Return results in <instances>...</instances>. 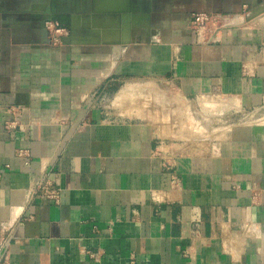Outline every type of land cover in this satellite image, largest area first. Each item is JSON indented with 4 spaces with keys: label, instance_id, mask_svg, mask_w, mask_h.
Returning a JSON list of instances; mask_svg holds the SVG:
<instances>
[{
    "label": "crops",
    "instance_id": "obj_1",
    "mask_svg": "<svg viewBox=\"0 0 264 264\" xmlns=\"http://www.w3.org/2000/svg\"><path fill=\"white\" fill-rule=\"evenodd\" d=\"M262 4L0 0V264H264V121L179 139L117 103L155 82L176 105L226 99L256 114L264 19L214 44L187 25ZM50 15L68 26L59 44Z\"/></svg>",
    "mask_w": 264,
    "mask_h": 264
},
{
    "label": "rangeland",
    "instance_id": "obj_2",
    "mask_svg": "<svg viewBox=\"0 0 264 264\" xmlns=\"http://www.w3.org/2000/svg\"><path fill=\"white\" fill-rule=\"evenodd\" d=\"M250 15L255 16L252 21L259 24L264 19V4L250 10L247 17ZM131 86L118 95L117 103L124 112L135 111L136 116L157 124L164 131L171 129L173 136L179 139H219L233 125L264 121V107L256 114L241 113L231 105L219 104L226 99L184 100L185 105L182 106L176 105L178 97L166 84L153 82ZM129 90H132V95L128 94Z\"/></svg>",
    "mask_w": 264,
    "mask_h": 264
},
{
    "label": "built area",
    "instance_id": "obj_3",
    "mask_svg": "<svg viewBox=\"0 0 264 264\" xmlns=\"http://www.w3.org/2000/svg\"><path fill=\"white\" fill-rule=\"evenodd\" d=\"M245 11L238 15H222L212 14L205 12L192 13L188 22V29L195 33L197 41L201 43H218L227 31L235 27L243 26L245 21ZM63 27V28H62ZM44 30L47 33L48 41L51 44H59L68 29L54 23L51 18L44 20ZM12 110V109H11ZM10 110V112H11ZM14 110V109H13ZM9 112V111H8ZM9 129H14L13 124L7 126ZM35 193L46 200L57 202L59 200V191L52 188L47 182L39 181L35 187ZM7 244L3 245L0 249V258H3L6 253Z\"/></svg>",
    "mask_w": 264,
    "mask_h": 264
},
{
    "label": "water",
    "instance_id": "obj_4",
    "mask_svg": "<svg viewBox=\"0 0 264 264\" xmlns=\"http://www.w3.org/2000/svg\"><path fill=\"white\" fill-rule=\"evenodd\" d=\"M46 18H51V20H52L54 23H57V24L59 25V27H60V26H64V28L68 29V26L66 25V22L64 21V18H63L62 16L50 15V16L45 17V19H46ZM254 18H255V16H253V15H250V16H248V17H247V15H246L245 21H246V22H249V21H252ZM45 19H44V20H45ZM44 20H43V28H44ZM62 28H63V27H62ZM44 31H45V30H44ZM45 35H46V37L48 38L46 31H45ZM47 42H49L48 39H47Z\"/></svg>",
    "mask_w": 264,
    "mask_h": 264
},
{
    "label": "flooded vegetation",
    "instance_id": "obj_5",
    "mask_svg": "<svg viewBox=\"0 0 264 264\" xmlns=\"http://www.w3.org/2000/svg\"><path fill=\"white\" fill-rule=\"evenodd\" d=\"M249 10H250V9H248V11H247V12H249Z\"/></svg>",
    "mask_w": 264,
    "mask_h": 264
}]
</instances>
